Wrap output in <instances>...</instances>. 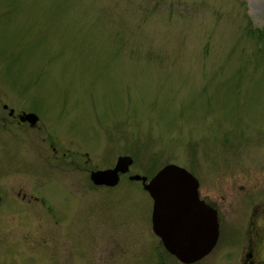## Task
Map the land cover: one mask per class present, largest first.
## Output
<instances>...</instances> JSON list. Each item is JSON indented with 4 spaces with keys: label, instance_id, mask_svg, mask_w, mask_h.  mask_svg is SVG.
Returning <instances> with one entry per match:
<instances>
[{
    "label": "rangeland",
    "instance_id": "374dc122",
    "mask_svg": "<svg viewBox=\"0 0 264 264\" xmlns=\"http://www.w3.org/2000/svg\"><path fill=\"white\" fill-rule=\"evenodd\" d=\"M1 118L0 264H180L129 179L167 164L218 222L190 264H238L264 228V0H0Z\"/></svg>",
    "mask_w": 264,
    "mask_h": 264
},
{
    "label": "water",
    "instance_id": "95a60500",
    "mask_svg": "<svg viewBox=\"0 0 264 264\" xmlns=\"http://www.w3.org/2000/svg\"><path fill=\"white\" fill-rule=\"evenodd\" d=\"M25 119L34 122L35 117L28 114ZM130 162L129 157L120 156L112 168L92 171L89 178L94 184L111 186ZM129 179L140 180L151 198V229L169 254L179 262L191 263L212 249L218 235L215 209L198 198L197 182L190 173L167 164L147 182L136 174Z\"/></svg>",
    "mask_w": 264,
    "mask_h": 264
},
{
    "label": "flooded vegetation",
    "instance_id": "af4514ba",
    "mask_svg": "<svg viewBox=\"0 0 264 264\" xmlns=\"http://www.w3.org/2000/svg\"><path fill=\"white\" fill-rule=\"evenodd\" d=\"M8 115L10 116L9 113ZM0 120H3V118H1ZM197 195H198V189H197ZM198 198L204 202V199L199 197V195H198ZM246 238H248V240L246 241V244L244 245L243 248L241 245L242 249L240 250V253L236 259L238 261V264H263L264 261L261 260V258L258 256V248H259V245H261L262 240L264 238L263 226H258V228L254 230L253 235H250V238L249 237H246ZM159 242L161 246L163 247L160 239H159ZM180 264H183V263L180 262ZM187 264H190V263H187Z\"/></svg>",
    "mask_w": 264,
    "mask_h": 264
}]
</instances>
